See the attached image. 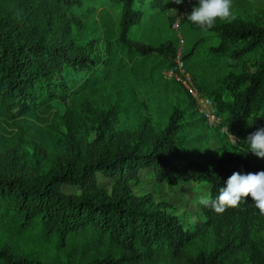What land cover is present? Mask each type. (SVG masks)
<instances>
[{
    "label": "trees",
    "instance_id": "trees-1",
    "mask_svg": "<svg viewBox=\"0 0 264 264\" xmlns=\"http://www.w3.org/2000/svg\"><path fill=\"white\" fill-rule=\"evenodd\" d=\"M86 1H90L91 9L103 6L102 10L120 4L117 20L123 38L142 22L146 10L175 6L183 10L182 3L178 5L173 0H0V121L17 123L21 117L34 116L54 97L66 100L67 86L58 78L66 68H83L93 62L68 41H46L24 17L23 10L72 13L82 9ZM262 21V27L215 23L211 30L221 32V50L227 42H245L243 49L233 52L242 57L247 50L264 44V12ZM127 42L129 53L157 59L159 68L173 64L175 42L159 47ZM187 57L188 54L184 58ZM240 83L247 86L235 93L234 101H225L220 93L210 98L216 102L219 114L227 113L229 129L238 139L247 140L251 133L264 129V63L255 72L240 75ZM255 109L261 110L257 122L244 125ZM195 114V120L202 123L204 118ZM110 116L111 113L103 116L92 143L70 133L64 151L44 174L25 175L13 161L0 159V264H75L72 259L78 250L97 249L107 241L126 253L119 257L111 253L83 257L81 264H149L160 260L231 264L241 252L249 255L252 264H263L259 254L260 249L264 251V241L259 249L246 234L239 241L224 240L209 252L191 255L188 249L199 232L183 227L175 217L145 207L130 189L140 172L151 168L158 182L206 183L214 198L233 173L264 171L246 148L236 146V151L220 159L210 158L205 164L193 160L177 139L185 113L175 108L165 128L154 137L150 150L143 151L137 143L121 145L113 135L108 137ZM201 138L199 135L196 140ZM99 173L116 181L111 195L98 193ZM64 184L79 186L84 192L68 194L62 189ZM200 208L222 226L264 218L250 196L222 214L210 207Z\"/></svg>",
    "mask_w": 264,
    "mask_h": 264
},
{
    "label": "rangeland",
    "instance_id": "rangeland-1",
    "mask_svg": "<svg viewBox=\"0 0 264 264\" xmlns=\"http://www.w3.org/2000/svg\"><path fill=\"white\" fill-rule=\"evenodd\" d=\"M91 6L90 1H86L82 9L72 13L23 10L24 17L32 22L35 31L46 41H68L93 62L83 68H66L64 75L58 78L67 86L66 100L54 97L34 116L21 117L17 123L0 121L1 160L13 161L25 175L44 174L64 151L70 133L85 143L95 141L98 127L107 113H111L109 138L113 135V139L116 138L121 145L137 143L143 151H148L175 108L185 113L184 126L177 139L190 152L193 160L205 164L210 158L220 159L228 152L236 151V146L249 151L247 140L238 139L229 129L226 112L219 114L217 110L219 120L209 123L184 87L167 78L164 72L174 65L180 53L186 70L205 96L213 98L220 93L225 101L232 102L235 93L247 86V83H240V75L255 72L264 63V44L247 50L242 57L234 56L233 52L246 46L243 41L227 42L223 50L219 49L223 41L221 32L204 31L187 20V14L198 6V0H183V10L177 6L146 10L142 22L133 26L126 38L121 36L117 20L120 4L108 6L105 10H102L103 6L94 9ZM232 10L234 20L218 19L215 23H228L233 27H262L264 0H232ZM127 40L154 47L175 42L173 64L159 68L157 59L132 55ZM194 46L196 48L192 52ZM187 54L188 57L184 58ZM194 112L196 117L204 118L202 123L195 120ZM260 114L261 110H253L244 125L252 126ZM199 135H202L201 140H196ZM249 153L256 165L264 169V159ZM97 179L98 193L111 195L116 189L114 179L100 173ZM62 189L68 194L80 195L84 192L79 186L67 184ZM130 189L133 195L143 200L145 207L175 217L183 227L199 232L188 249L191 255L209 252L220 247L224 240L239 241L243 234L248 235L250 243L256 244L259 249L260 242L264 241V218L238 220L222 226L216 219L206 216L200 205L194 203L197 194L209 195L206 183L188 181L172 185L167 181L158 182L150 168L140 172L138 180L130 184ZM108 253L119 257L126 250L107 241L97 249L78 250L72 263L81 264L83 257L89 259ZM239 255L238 260L231 264H252L247 253ZM259 256L264 264V251L261 249ZM149 264L182 263L160 260Z\"/></svg>",
    "mask_w": 264,
    "mask_h": 264
},
{
    "label": "clouds",
    "instance_id": "clouds-1",
    "mask_svg": "<svg viewBox=\"0 0 264 264\" xmlns=\"http://www.w3.org/2000/svg\"><path fill=\"white\" fill-rule=\"evenodd\" d=\"M175 4L183 0H173ZM231 21L235 19L232 10V0H198L187 20L199 26L202 30L212 29L217 20ZM249 151L256 157L264 159V129H259L247 137ZM251 197L260 215L264 216V171L258 173L240 174L233 173L226 181V186L221 187L214 198L207 193L197 194L195 204L211 208L222 214L227 208L239 206L242 199ZM195 218H193L194 220Z\"/></svg>",
    "mask_w": 264,
    "mask_h": 264
},
{
    "label": "built area",
    "instance_id": "built-area-1",
    "mask_svg": "<svg viewBox=\"0 0 264 264\" xmlns=\"http://www.w3.org/2000/svg\"><path fill=\"white\" fill-rule=\"evenodd\" d=\"M164 73L168 75L167 78L176 81L184 87L187 93L195 100L200 113L209 123L219 120L216 102L201 92L192 75L186 70L185 62L180 53L177 54L174 65Z\"/></svg>",
    "mask_w": 264,
    "mask_h": 264
}]
</instances>
